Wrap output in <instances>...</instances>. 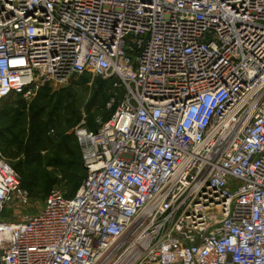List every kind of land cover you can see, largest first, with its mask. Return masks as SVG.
<instances>
[{
    "label": "built area",
    "instance_id": "obj_1",
    "mask_svg": "<svg viewBox=\"0 0 264 264\" xmlns=\"http://www.w3.org/2000/svg\"><path fill=\"white\" fill-rule=\"evenodd\" d=\"M81 76L116 106L72 196L3 219L0 150V264H264V0H0V99Z\"/></svg>",
    "mask_w": 264,
    "mask_h": 264
},
{
    "label": "rangeland",
    "instance_id": "obj_2",
    "mask_svg": "<svg viewBox=\"0 0 264 264\" xmlns=\"http://www.w3.org/2000/svg\"><path fill=\"white\" fill-rule=\"evenodd\" d=\"M108 100L107 82L98 77H78L69 83L50 80L29 98L11 95L0 99V127L6 135L13 126L24 131L21 150L1 149L26 195L25 201L6 206L3 219L36 214L53 189L65 195L76 192L85 170L75 129L81 124L94 129L109 117L116 103L108 106Z\"/></svg>",
    "mask_w": 264,
    "mask_h": 264
},
{
    "label": "trees",
    "instance_id": "obj_3",
    "mask_svg": "<svg viewBox=\"0 0 264 264\" xmlns=\"http://www.w3.org/2000/svg\"><path fill=\"white\" fill-rule=\"evenodd\" d=\"M81 78H88V76H81ZM100 79V78H99ZM102 80V79H101ZM104 81V80H103ZM107 82V87H108V94L110 97V90H111V82L105 81ZM18 97H22L20 95H17ZM108 118V117H107ZM106 118V119H107ZM105 119V120H106ZM15 127V128H14ZM3 127H0V150L2 151V147L1 146H9L12 147L16 150H21L22 146H23V137H24V131L23 130H19L17 129V126H13L14 129L11 128V130L9 131V134L6 135V131H4L2 129ZM16 130V131H15ZM80 162H81V166L83 167V169L85 170L83 163H82V157L80 156ZM86 174V172H85ZM80 186V185H79ZM74 194V193H73ZM71 195H66V196H72Z\"/></svg>",
    "mask_w": 264,
    "mask_h": 264
},
{
    "label": "water",
    "instance_id": "obj_4",
    "mask_svg": "<svg viewBox=\"0 0 264 264\" xmlns=\"http://www.w3.org/2000/svg\"><path fill=\"white\" fill-rule=\"evenodd\" d=\"M74 77H75V74H72V75L70 76L69 79L71 80V79H73Z\"/></svg>",
    "mask_w": 264,
    "mask_h": 264
}]
</instances>
